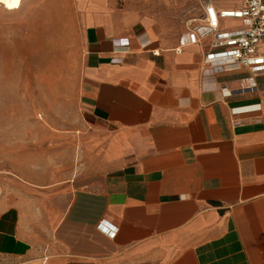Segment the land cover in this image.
<instances>
[{"label":"crops","instance_id":"1","mask_svg":"<svg viewBox=\"0 0 264 264\" xmlns=\"http://www.w3.org/2000/svg\"><path fill=\"white\" fill-rule=\"evenodd\" d=\"M222 1L76 0L77 107L0 167V264H264V74L180 42Z\"/></svg>","mask_w":264,"mask_h":264},{"label":"rangeland","instance_id":"2","mask_svg":"<svg viewBox=\"0 0 264 264\" xmlns=\"http://www.w3.org/2000/svg\"><path fill=\"white\" fill-rule=\"evenodd\" d=\"M180 26L167 25L165 38H176ZM83 72L76 0H24L16 9L0 3V167L43 145L44 124L76 109Z\"/></svg>","mask_w":264,"mask_h":264},{"label":"built area","instance_id":"3","mask_svg":"<svg viewBox=\"0 0 264 264\" xmlns=\"http://www.w3.org/2000/svg\"><path fill=\"white\" fill-rule=\"evenodd\" d=\"M185 26L187 40L181 37V44L209 42L204 68L214 71L246 68L254 75L264 74V0H239L237 6L226 8L201 2L200 11L189 15ZM98 226L110 237L117 233V228L105 221Z\"/></svg>","mask_w":264,"mask_h":264},{"label":"bare ground","instance_id":"4","mask_svg":"<svg viewBox=\"0 0 264 264\" xmlns=\"http://www.w3.org/2000/svg\"><path fill=\"white\" fill-rule=\"evenodd\" d=\"M24 0H0V3L5 4L9 9H16L22 6Z\"/></svg>","mask_w":264,"mask_h":264}]
</instances>
